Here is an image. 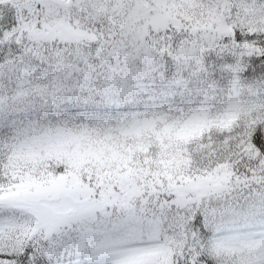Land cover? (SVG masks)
<instances>
[{
	"label": "snow or ice",
	"instance_id": "1",
	"mask_svg": "<svg viewBox=\"0 0 264 264\" xmlns=\"http://www.w3.org/2000/svg\"><path fill=\"white\" fill-rule=\"evenodd\" d=\"M0 264H264V0H0Z\"/></svg>",
	"mask_w": 264,
	"mask_h": 264
}]
</instances>
